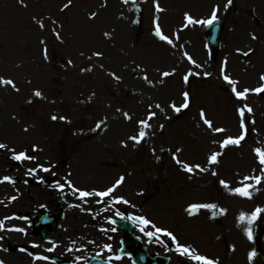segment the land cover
<instances>
[{
    "label": "rangeland",
    "instance_id": "374dc122",
    "mask_svg": "<svg viewBox=\"0 0 264 264\" xmlns=\"http://www.w3.org/2000/svg\"><path fill=\"white\" fill-rule=\"evenodd\" d=\"M66 3L69 0H0V77L12 80L19 89L0 86V121L5 124L0 143L8 146L0 150V180L13 181L0 183L6 185L0 187V221L4 223L10 216L13 221L8 227L17 225L19 213L36 209L31 205L36 197L19 206L22 196L32 195L24 193L45 189L31 182L24 184L23 169L34 181L32 171L47 166L60 185L73 183L90 190L115 187L126 177L114 193L127 202H113L116 210L149 217L167 227L158 212L177 213L183 208L188 212L196 205H215V209L200 208L203 216L199 219L204 220L196 222L198 219L184 215L182 222L174 214L175 224H171H177L186 240L204 247L209 256L221 254L222 264L230 260L256 264L246 259L251 249L246 237L255 226L264 232V211L251 224L247 222L257 208L264 210V166L256 154V150L264 153V92L255 91L264 87L260 79L264 76V0H232L231 10L228 0H71V6L62 11ZM157 5L162 11H156ZM214 9L225 22L217 58L206 51L204 31L197 29L202 26L185 20L186 15L207 20ZM92 15L94 19H90ZM37 21L44 24L43 29ZM157 25L172 44L152 36ZM87 68L92 71H85ZM165 72L170 75L164 77ZM224 76L236 82L238 92L247 89V96L237 99ZM34 91H40L43 98L35 97ZM184 93H188L189 107L176 113L173 106H182ZM201 112L212 128L203 123ZM150 113L155 116L147 120ZM141 121L150 127L141 129ZM140 130L146 135L136 144L130 137H138ZM242 134L245 138L238 147H221L224 140ZM21 153L29 159H11ZM216 153L218 163L210 164L209 157ZM249 159L256 168L246 163ZM185 164L192 173L183 170ZM221 181L229 187L224 188ZM241 187L249 188L250 199L233 194ZM34 202L39 208L46 203L52 210L59 205L65 211L75 208L62 201L51 204V199ZM49 206L42 209L53 216ZM97 206L101 208L99 203ZM213 210L223 213L217 227H209L205 221ZM241 215L246 217L243 222ZM93 216L97 224L103 220ZM61 219L56 218L53 229L60 224L55 234L63 239L68 232L62 231ZM197 224L210 230L197 235L190 229ZM74 229L81 235L83 228ZM107 235L116 244L115 231ZM218 235L222 247L216 252L209 243ZM17 236L13 237L17 244L26 243L28 250H34L30 235ZM82 241H74L73 249L84 244ZM228 245L233 246L231 252ZM261 245L264 249V237ZM100 246L101 241L97 248Z\"/></svg>",
    "mask_w": 264,
    "mask_h": 264
},
{
    "label": "snow or ice",
    "instance_id": "6c2138e0",
    "mask_svg": "<svg viewBox=\"0 0 264 264\" xmlns=\"http://www.w3.org/2000/svg\"><path fill=\"white\" fill-rule=\"evenodd\" d=\"M122 2L124 3H127L128 0H122ZM228 3L231 4L232 3V0H228ZM71 6V0H69V3H66L64 5V8L62 9L63 10H66L68 9L69 7ZM156 11H162V9L159 8V6L157 5L156 6ZM217 12H218V9H214L211 13V18L210 19H207V20H195L193 19L191 16L189 15H186L185 16V20H186V23L189 24V25H195L197 23L201 24V25H206V26H212L216 21H217ZM95 16L92 15L90 16V19H94ZM38 23V26L40 28H44V24L40 21H37ZM53 23H55V21H53ZM57 39L59 40L60 39V34L59 32H56L55 33ZM155 35L157 37H159L162 41H165L166 43L168 44H172V40L171 39H168L166 36L162 35L161 33V29L160 27L157 25L156 27V30H155ZM105 36H108L107 33H105ZM252 39H257V37H255L254 35L252 36ZM43 43V42H42ZM247 54V53H245ZM94 56H96L97 58H100L101 57V54L100 53H93ZM92 57H89V59H91ZM44 59L47 60L48 59V56H47V49H44ZM69 64H71V61H69ZM85 71H92L91 68H87L85 69ZM109 75H112L113 79H116V80H119V77H116L114 74L112 73H109ZM170 73H163V76L164 77H167L169 76ZM191 75V73L189 74ZM143 79L147 80V76L143 77ZM224 79L225 81L229 84V85H232V92L236 95V98L237 99H243L247 96L248 94V90L245 89L243 92H238L236 90V87H235V83L234 81H232L230 78H228L227 76H224ZM261 81H264V76H261L260 77ZM184 80L185 82L188 81V76L186 75L184 77ZM0 86H10L13 90L15 91H19L18 88H16V85L15 83L12 81V80H9V79H4L2 77H0ZM257 93H260V92H264V87H261V88H257L255 90ZM33 95L37 98H43L42 97V93L40 91H34ZM189 96H188V93H184V103L182 104L181 107H175L173 106V109L176 113H180L182 111V109H187L189 107ZM29 103H31L32 101H28ZM157 108H159L160 106L159 105H156ZM249 112H251V109H248ZM240 115L241 117H243L244 113L243 111L241 110L240 111ZM155 116V113H150L149 116L147 117V120H151L153 119ZM201 116V120L203 121V123L205 125L208 126V128H212V123L211 121H209L208 119L205 118V114L203 112H201L200 114ZM124 118L127 119V120H131V116L128 114V113H124ZM52 120H56L57 117L56 116H52L51 117ZM63 119V118H61ZM97 128H100L101 125L100 124H97L96 126ZM150 125L146 122V121H141L140 122V128L141 129H146V128H149ZM162 127V126H161ZM241 128H244V124L241 123ZM25 131H27V129H25ZM216 132H223L225 131L224 129H215ZM146 133L145 131L143 130H140L138 132V137L137 136H133V137H130V139L133 140L134 143L136 144H139L141 143V140L145 137ZM245 136L242 134L240 135L239 137L237 138H229V139H226L223 141V143L221 144V147H227L228 145H234V146H239L241 141L244 140ZM8 146L5 145V144H2L0 143V150H3V149H6ZM35 150V149H34ZM10 151H14V150H11ZM256 154L257 156L259 157V163L264 166V153L260 152V150H256ZM218 155L219 153H216V154H213L209 157V163L210 164H216L218 163ZM174 159H176L175 157H173ZM11 159L12 160H15V161H23V160H26V159H29V157H27L25 154L21 153V154H14L11 156ZM179 163V161H177ZM183 170L188 172V173H192L193 169L191 167H189L187 164L183 165ZM264 170V169H262ZM44 171H48V169H44ZM201 171H203V169H201ZM213 175H216L215 172L212 173ZM123 177H121V179L117 182V184L115 185V187L113 188H110L108 191H105V192H97V193H94L96 196H100V197H106V196H109L111 195V193L113 191H115V188L116 187H119L120 183L123 182ZM13 183V181L7 177H5L3 180H0V183ZM261 181L259 178L256 179V183L259 184ZM221 184L224 188H228L229 185H227L226 183H224L223 181H221ZM62 190V189H61ZM75 191V189H73ZM234 195H238V196H241V197H245V198H251V192L249 191V188L248 187H241V188H236L235 191L233 192ZM90 194L87 193V192H80L79 194V197L81 199H84L85 197L89 196ZM13 199H15V197H13ZM123 201L121 200H117L116 203H121ZM210 208V209H215V205H196V206H193V207H189L187 209V211L189 212V214H192L193 213V209L194 208ZM262 211V209H259L257 208L256 209V212L253 214V216L251 218H248L247 219V222L249 224H251L257 217V215H259ZM223 214V213H221ZM240 221L243 222L246 220V217L244 215H241L239 217ZM140 223L143 224V225H147L149 222L147 220H140ZM0 230H3V225L0 224ZM8 231H21V229L19 228H15V229H8ZM161 230L160 229H157V232H160ZM153 235V233L149 232L148 233V236L151 238V236ZM163 235L165 236H169L170 239H172V241L175 243L176 242V238L175 236L171 235L170 233L168 232H163ZM248 238L251 239V233L249 232L248 233ZM177 251L181 254V255H188V256H191V257H194L198 262L199 264H215L214 261L210 260V259H206L204 257H201V256H198L196 255L194 252H192L188 247H180L178 245L177 247ZM252 255H255L254 253ZM36 259H44L43 257H36ZM249 259H251V256L249 257ZM0 264H3L2 261H0Z\"/></svg>",
    "mask_w": 264,
    "mask_h": 264
},
{
    "label": "bare ground",
    "instance_id": "6f19581e",
    "mask_svg": "<svg viewBox=\"0 0 264 264\" xmlns=\"http://www.w3.org/2000/svg\"><path fill=\"white\" fill-rule=\"evenodd\" d=\"M172 3L178 4V1H173ZM4 125H5L4 122L0 121V131H1V132H2V130H3ZM1 159H2V158L0 157V160H1ZM246 163H248L249 165L255 166V165H253V164H255V163H254V161H253L252 159H249ZM255 168H256V166H255ZM0 187L5 188L6 185H5V184H2ZM43 193H45V194L42 195V197H44V198H47L48 195L51 194L49 189H47L46 192L43 191ZM23 203H24V201H21V205L19 204V206H22ZM16 206H17V205H16ZM66 224H69V223L65 222L64 225H66ZM72 225H73V226H76L75 224H72ZM12 236H13V235H12ZM10 238H11V237H8V236L5 234V241H6V243H10V242H11L12 238H11V239H10ZM15 238H17V237L15 236ZM15 238H13V239H15ZM12 241H13V240H12ZM7 258H8V256H7ZM16 258H18L19 260H25V259H26V256L17 254V255L15 256V259H16ZM4 259H5V258H4ZM6 260H7V259H5V262H6ZM7 262H8L9 264H14V262L12 263V262H10V261H8V260H7Z\"/></svg>",
    "mask_w": 264,
    "mask_h": 264
},
{
    "label": "water",
    "instance_id": "95a60500",
    "mask_svg": "<svg viewBox=\"0 0 264 264\" xmlns=\"http://www.w3.org/2000/svg\"><path fill=\"white\" fill-rule=\"evenodd\" d=\"M214 46H215V47H217V45H216V44H215Z\"/></svg>",
    "mask_w": 264,
    "mask_h": 264
}]
</instances>
